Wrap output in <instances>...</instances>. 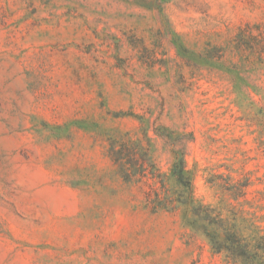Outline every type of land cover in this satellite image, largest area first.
<instances>
[{
	"label": "rangeland",
	"instance_id": "obj_1",
	"mask_svg": "<svg viewBox=\"0 0 264 264\" xmlns=\"http://www.w3.org/2000/svg\"><path fill=\"white\" fill-rule=\"evenodd\" d=\"M227 237L264 250V0H0V264Z\"/></svg>",
	"mask_w": 264,
	"mask_h": 264
},
{
	"label": "trees",
	"instance_id": "obj_2",
	"mask_svg": "<svg viewBox=\"0 0 264 264\" xmlns=\"http://www.w3.org/2000/svg\"><path fill=\"white\" fill-rule=\"evenodd\" d=\"M112 157L114 160L121 157L116 150L112 148ZM121 159V158H120ZM133 161L132 157L130 158ZM143 169L141 168V173H143ZM138 173L129 168H122V178L125 181H131L132 177L137 176ZM225 244H217L216 239L213 242L214 249L217 253H223L226 257V261L229 264H264V250H262L261 254L257 251L249 250L247 246L241 244L236 237L226 238Z\"/></svg>",
	"mask_w": 264,
	"mask_h": 264
}]
</instances>
